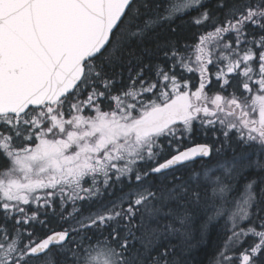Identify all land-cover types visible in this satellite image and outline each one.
<instances>
[{
  "label": "snow or ice",
  "instance_id": "snow-or-ice-1",
  "mask_svg": "<svg viewBox=\"0 0 264 264\" xmlns=\"http://www.w3.org/2000/svg\"><path fill=\"white\" fill-rule=\"evenodd\" d=\"M261 173L264 0H0V264H264Z\"/></svg>",
  "mask_w": 264,
  "mask_h": 264
},
{
  "label": "trees",
  "instance_id": "trees-1",
  "mask_svg": "<svg viewBox=\"0 0 264 264\" xmlns=\"http://www.w3.org/2000/svg\"><path fill=\"white\" fill-rule=\"evenodd\" d=\"M252 175L249 178L256 176L258 170H249ZM264 175V173H261ZM242 190V188H241ZM87 209H85V212ZM205 217H201L199 220H195L192 224L193 234L196 240H199V227L203 223ZM222 223V221L220 222ZM218 243V227L210 226L208 235L203 243H195L189 254L190 264H210V260L214 255L215 246Z\"/></svg>",
  "mask_w": 264,
  "mask_h": 264
}]
</instances>
